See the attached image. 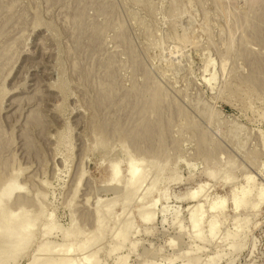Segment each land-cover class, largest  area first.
Here are the masks:
<instances>
[{"label": "rangeland", "instance_id": "rangeland-1", "mask_svg": "<svg viewBox=\"0 0 264 264\" xmlns=\"http://www.w3.org/2000/svg\"><path fill=\"white\" fill-rule=\"evenodd\" d=\"M133 163L148 185L127 204ZM11 175L5 209L22 198L14 220L35 225L11 264L41 244L81 264H264V0H0V185Z\"/></svg>", "mask_w": 264, "mask_h": 264}, {"label": "bare ground", "instance_id": "bare-ground-1", "mask_svg": "<svg viewBox=\"0 0 264 264\" xmlns=\"http://www.w3.org/2000/svg\"><path fill=\"white\" fill-rule=\"evenodd\" d=\"M156 95V94H155ZM154 97V96H153ZM156 99V98H155ZM117 164H118V162H116ZM117 164H115V165H111V166H113L112 167V169H111V172H110V175H111V181L109 182V184L113 181V182H116V184L117 185H119L118 183H119V179L121 180V178H119V175H121V176H123L122 174H119V171H120V169H118V168H120V167H118L117 166ZM139 164V163H138ZM138 164H137V166H138ZM118 165H120V161H119V164ZM137 166L135 165V163H133V164H129V170H128V176H127V178H125L126 180H125V187H126V189H124V197L127 195V197H125V198H127L128 199V201H129V197H130V195L132 196L134 193L136 194V192L137 191H139V189H140V187L142 186V184L144 183V184H146L145 183V180H147V178L149 177V175L146 177L145 175H144V172H142V170H146V169H142L141 167H140V170H138L139 169V167L137 168ZM142 169V170H141ZM149 174V173H148ZM212 175H214V174H212ZM211 175V176H212ZM156 176V175H155ZM11 177H12V175H11ZM15 178H16V176H14ZM146 177V178H145ZM10 178V177H9ZM15 178L13 179V177L10 179V180H7L5 183H3V185H0V226H1V224H2V226L0 227L1 229H0V264H11L12 262H14V260L18 257V256H20V255H22V253L30 246V244H31V242H32V240H33V231H32V227H33V222L31 221V222H29V223H27V221H26V218L25 219H19V220H14L15 218H16V216L17 215H19V214H22V212H23V208H22V204L21 205H19L18 207H15L14 208V204L13 203H10L11 205H13V209H16V211L15 210H13V211H11L12 209L10 208V206L11 205H9L8 207H7V209H8V211H7V209H5L6 208V204H7V202L9 201V197L11 196V193L12 192H16V194L17 193H19V190H21L22 188L20 187L19 188V186H16L17 185V183H16V185H14L15 184V182L16 181H14L15 180ZM124 178V177H123ZM156 178V177H155ZM212 178V177H211ZM214 178V177H213ZM156 179H158V178H156ZM155 179V180H156ZM215 179H216V177H215ZM249 179V178H248ZM152 180V179H151ZM150 180V183L152 184V181ZM154 179H153V184H154V181H155ZM159 180V179H158ZM123 181V180H122ZM149 181V180H148ZM2 182V181H1ZM156 182V181H155ZM149 183V182H148ZM152 184V186L155 188V186ZM108 185V184H107ZM146 185H148V184H146ZM204 185V184H203ZM150 186V185H149ZM207 186V185H206ZM103 187V186H102ZM105 187H106V185H105ZM116 187V186H115ZM199 187H200V185H199ZM104 188V187H103ZM110 188H112V186L110 187ZM204 188L207 190V189H209L208 187L206 188L205 186H204ZM250 188V187H249ZM113 189V188H112ZM116 189V188H115ZM118 189H119V187H118ZM152 189V188H151ZM197 189V188H196ZM199 190H200V188H198ZM202 189V188H201ZM204 189V190H205ZM18 190V191H17ZM111 190V189H110ZM125 190H126V193H125ZM143 190V188L141 189V191ZM145 192H146V190H144ZM194 192H192L191 194L190 193H188V194H190L189 195V197L190 198H188V196H187V198L186 199H197L199 196H201V195H199V193L200 194H202V192H201V190H200V192L199 193H197V190L195 191V190H193ZM203 191V190H202ZM144 192V193H145ZM206 193H207V191H205ZM144 193H143V195H144ZM249 193H250V191H249V189H247V190H244L243 192H242V196H241V199H240V201L238 202V201H234V205L236 204H241V205H247V202H248V199H247V197H248V195H249ZM140 194V193H139ZM187 195V194H186ZM129 196V197H128ZM134 196V195H133ZM133 196L132 197H130V202H127V204H129V203H131V201H132V199H133ZM137 196H139L138 194H137ZM147 196H149V194H147ZM203 196V195H202ZM25 197V196H24ZM23 197V198H24ZM113 197V196H112ZM134 197H136V196H134ZM204 197H206L205 196V193H204V196H203V199H204ZM258 197H259V195H258ZM26 198V197H25ZM114 198V197H113ZM139 198V197H138ZM137 198V199H138ZM141 198H143V197H141L140 196V199ZM22 200V198H19V200ZM115 199V198H114ZM114 199H112V203H109V204H111V207H110V205H109V208H113V206L117 203H114L115 202V200ZM124 199V198H123ZM137 200L138 202L140 201H143L144 199H146V198H144L143 200L141 199V200ZM18 200V201H19ZM104 200V199H103ZM103 200H99V201H101V203H102V201ZM106 200V202L105 201H103V203L105 202V203H107V205H108V201L109 200H111V198L109 199V200H107V199H105ZM114 200V201H113ZM124 200H126V199H124ZM122 201V202H124V204L123 205H125L126 203H125V201ZM135 200V199H134ZM18 201H17V203L16 204H18ZM21 202V201H20ZM110 202V201H109ZM145 202V201H144ZM155 202V201H154ZM153 202V205L154 204H156V202L154 203ZM23 203V202H22ZM250 203V202H249ZM248 203V204H249ZM16 204H15V206H16ZM112 204H114V205H112ZM252 204V203H251ZM256 204H257V201H255V202H253V204L250 206L251 208L253 207V208H255V206H256ZM8 205V204H7ZM24 205V204H23ZM104 206H106L105 204H103ZM103 205L102 206H100V208L102 209V207H103ZM117 205V204H116ZM122 205V206H123ZM152 205V203L150 204V206ZM95 206V205H94ZM97 206V205H96ZM95 206V207H96ZM121 206V207H122ZM12 207V206H11ZM25 207V206H24ZM127 207H128V205H127ZM145 206H143L142 207V205H141V209L140 210H142L143 208H144ZM154 208H155V206H153ZM223 207V203H220V204H212L211 206H210V210H220L221 208ZM106 208H108V206H106L105 207V211L106 210H108L107 211V213H104L102 216H105V214L106 215H108L109 213V209H106ZM125 208H126V206H125ZM125 208L123 209L122 208V212L124 213V210H125ZM148 208H149V206H148ZM188 208V207H187ZM192 208V207H191ZM193 208H195V210L194 211H192L191 213V215H190V217H189V221H190V223L192 222L193 223V225L192 224H190L191 226H193L194 228V230H193V234H195L194 235V238L195 237H197V239L200 241L201 239L199 238V237H201V234H199V228L201 227H199V223H200V221H201V219H202V213H201V210H200V207L198 206L197 208H196V206L195 207H193ZM97 209H98V206H97V208L96 209H94V212H95V210L97 211ZM99 209L98 210V212H95L96 214H95V216L98 214L99 216H97V218L99 217H101L100 216V214H102V210L104 209ZM127 209V208H126ZM145 209H147V208H145ZM189 209H190V206H189ZM189 209L187 210V211H189ZM6 210V211H5ZM151 210V207H150V209H149V211ZM154 210V209H153ZM153 210H151L152 212H154ZM16 213H15V212ZM104 211V210H103ZM138 211H139V209H138ZM137 211V212H138ZM146 211H148V209L146 210ZM146 211H144V212H146ZM190 211H191V209H190ZM14 212V213H13ZM99 212H100V214H99ZM142 212V211H141ZM140 211L138 212V213H141ZM143 213V212H142ZM3 215H4V217H3ZM124 215H125V213H124ZM140 216H141V214H139ZM138 215V216H139ZM139 216V217H140ZM143 216V215H142ZM3 217V218H2ZM29 217V216H28ZM121 217V216H120ZM129 217V216H128ZM154 217V215H153V213H146V215L145 216H143L142 218H141V220L143 219V221L145 222H147V221H152L151 219ZM96 218V217H95ZM98 218V220H100ZM27 219H31L30 217L29 218H27ZM127 219V218H126ZM97 220V219H96ZM95 220V221H96ZM118 220V219H117ZM130 220V219H129ZM129 220H127V221H129ZM101 221H104V220H102L101 219ZM142 221V222H143ZM237 221V220H236ZM100 221H98L97 223H99ZM129 222H131V220L129 221ZM202 222V221H201ZM125 223H126V221H125ZM123 224V223H122ZM130 223H128V225H129ZM201 224V223H200ZM115 225V224H114ZM126 225H127V223L126 224H123V226H121V230H122V233L121 234H119V232L117 231V233L119 234V237L121 236V241L123 240V238L125 239V237H124V235H125V233H126V230H128L129 229V226L126 228ZM35 226V225H34ZM54 225H52L51 226V224H49V225H47V228H46V230H45V232H44V234H43V237H46V236H48V234H49V232L51 233V231L53 230V227ZM125 226V228H126V230H123V228L122 227H124ZM179 226H180V224H179ZM208 226H209V229H208V236L210 237V238H213L214 236H215V233H216V227H215V225H214V222L213 221H209V224H208ZM113 228V227H112ZM115 228V227H114ZM100 229V228H99ZM102 230V229H101ZM112 230V229H111ZM118 230H119V228H118ZM121 230H120V232H121ZM114 232V231H113ZM101 233H102V231H101ZM115 235V237H116V233L114 234ZM118 236V235H117ZM74 236H70V237H66V239H70V238H73ZM227 237H229V235L227 236ZM230 237H232V236H230ZM35 239V238H34ZM95 239V238H94ZM96 239H98V238H96ZM100 239V238H99ZM98 239V240H99ZM97 240V241H98ZM202 240H203V237H202ZM201 240V241H202ZM89 240H87V242H88ZM91 241H92V238L90 239V243H91ZM94 241V240H93ZM92 241V242H93ZM120 241V242H121ZM124 241V240H123ZM96 242V241H95ZM95 242H94V246L93 247H98L99 245H96L95 246ZM99 242H100V240H99ZM118 242V241H117ZM173 242V241H172ZM171 242V243H172ZM124 243V242H123ZM46 244V243H45ZM87 244H88V247L90 246V244H89V242L88 243H86V244H84V246H82V247H80L79 249L80 250H84L86 247H87ZM119 244H121V246H122V243H115V246L116 245H119ZM168 244V243H167ZM121 246H116L117 248H115V252L116 251H118L119 249H121L122 247ZM47 246H45V245H42L41 244V247H38V249L36 250L35 249V252H36V255L35 256H32L31 257V259L29 260V262L27 263V264H78V262L80 261V260H82L80 257H78L77 259H76V257L74 258V257H72L73 259H71V257H69L70 255H69V253H71V251H74L75 249L73 248V246L72 245H68L67 247L66 246H63V245H59V247H58V249H56V251H53V250H51V251H53V252H57V254L58 253H63L64 255H66L64 258H61V255H60V257H58V259L57 260H55L56 259V256H55V258H54V256H53V258H54V260H52V258H51V256H50V258H47L48 260H46V258L44 259V257L45 256H42L43 257V260H44V262L39 258V255L40 254H42V253H48L49 254V252H50V254L51 253H53V252H51L50 250H48L49 249V247L48 248H46ZM87 247V248H88ZM92 247V246H91ZM88 248L89 250L90 249H92V248ZM96 247V248H97ZM101 247V246H100ZM119 247H121V248H119ZM98 249V248H97ZM113 250H114V248H112ZM116 249H118V250H116ZM86 250V249H85ZM86 251H88V250H86ZM92 252H93V249L91 250ZM97 252H98V250H96ZM34 252V253H35ZM80 252V251H79ZM78 252V253H79ZM111 252V251H110ZM113 253H114V251H112ZM81 253H85V251H81ZM80 253V254H81ZM88 253H89V251H88ZM91 253V252H90ZM93 253H96L95 252V250H94V252ZM44 254V255H45ZM54 254V253H53ZM52 254V255H53ZM76 254V253H75ZM74 254V255H75ZM97 254V253H96ZM34 255V254H33ZM67 255H69V256H67ZM73 255V254H72ZM86 255V254H85ZM90 256H92L93 254H89ZM88 254H87V257L89 256ZM59 256V255H58ZM80 256V255H79ZM82 256V255H81ZM95 256H97V255H95ZM94 255L91 257V258H87V259H85V257H84V259H85V261H86V263L87 264H96L97 262H96V257H95ZM46 257H48V255L46 256ZM60 258V259H59ZM80 258V260L78 261V259ZM74 259H76V261L74 260ZM42 262H41V261ZM40 261V262H39ZM84 260H83V262H85ZM123 260H121V264H123L124 263V261L122 262ZM81 262V261H80ZM79 262V264H81ZM120 262V258H119V260H118V263L117 264H120L119 263Z\"/></svg>", "mask_w": 264, "mask_h": 264}]
</instances>
